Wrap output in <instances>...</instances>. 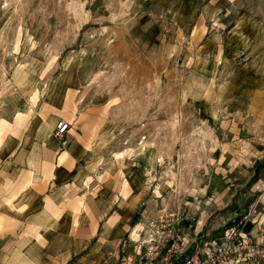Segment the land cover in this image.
<instances>
[{"label":"rangeland","instance_id":"obj_1","mask_svg":"<svg viewBox=\"0 0 264 264\" xmlns=\"http://www.w3.org/2000/svg\"><path fill=\"white\" fill-rule=\"evenodd\" d=\"M212 1L227 16L221 31L211 32L219 34L224 55L215 75L205 76L214 81L205 93L195 69L177 59L192 35L185 28L188 14ZM19 68L30 75L34 90L17 106L10 93L17 88ZM76 78L82 89L70 87L76 93L68 95V87L65 94L73 101L80 94V109L90 102L85 100L89 92L105 98L107 150L114 159L135 161L132 168L146 183L136 218L141 223L133 240L136 255L146 221L166 211L181 214L179 228L187 236L182 223L195 232L200 220V240H209L259 203L264 194V0H0V117L9 120L8 128H15L20 111L30 121L39 100L41 105L51 101L62 94L63 83ZM31 94L36 97L32 112L25 104ZM122 254L108 264H137Z\"/></svg>","mask_w":264,"mask_h":264},{"label":"crops","instance_id":"obj_2","mask_svg":"<svg viewBox=\"0 0 264 264\" xmlns=\"http://www.w3.org/2000/svg\"><path fill=\"white\" fill-rule=\"evenodd\" d=\"M218 3H207L192 17L188 14L191 22L185 28L192 35L183 59L179 55L200 76L201 86L223 62L219 34H211L215 28L221 31L227 16ZM78 85V78L63 83L61 95L42 105L39 100L30 121L24 117L0 133L15 135L3 147L0 143V264H108L124 252L128 260L139 258L133 240L141 227L136 218L146 183L133 170L135 161L114 159L107 150L105 98L89 92L85 100L90 102L80 109V94L74 101L65 94ZM44 106H50L49 112ZM41 112L46 119L53 115L54 121H69L71 128L57 136ZM107 164L116 167L108 171ZM258 202L243 220L244 232L253 239L264 236V194ZM197 221L195 232L187 231V221L182 229L200 239Z\"/></svg>","mask_w":264,"mask_h":264},{"label":"built area","instance_id":"obj_3","mask_svg":"<svg viewBox=\"0 0 264 264\" xmlns=\"http://www.w3.org/2000/svg\"><path fill=\"white\" fill-rule=\"evenodd\" d=\"M70 128L71 123L62 119L57 123L56 135L62 137ZM149 220L140 240L142 250L137 264H264V236L253 239L243 231V220L209 240L184 234L177 211H166L156 220Z\"/></svg>","mask_w":264,"mask_h":264},{"label":"bare ground","instance_id":"obj_4","mask_svg":"<svg viewBox=\"0 0 264 264\" xmlns=\"http://www.w3.org/2000/svg\"><path fill=\"white\" fill-rule=\"evenodd\" d=\"M14 80H15L14 83L17 86V88L11 91V93H10V99L12 100V102L15 105L19 106L20 103H22L23 98L25 97V95H27L26 93H28V91L30 89H32L33 86H32V82H31L30 75L26 72V70H23L22 68H19L17 70ZM198 83H200L199 80H198ZM213 84H214V81L211 78L208 83H206V84H204V85L201 86V89H203L205 91V93H209L210 92V88H211V86ZM11 85H12L11 82H8L6 86L7 87H10ZM58 88H59V83L55 86V89H54L55 92L58 91ZM33 90L34 89H32L31 91H33ZM74 93H75L74 90L69 87V89H68V95H73ZM33 97H34L33 94L28 95L27 96V100L25 102V104H27V106H29L28 109H29L30 112L33 111L34 105H35V101L34 100H36V97L35 98H33ZM43 109L48 110V112H49L50 106H47V107L44 106ZM73 109H74V107H73ZM45 113L46 112H41L40 114H41L42 118L44 119L45 123L48 126H50V127H52L54 129V127L57 126L58 121H54V117L53 116L49 117V119H46L45 118V116H46ZM15 116H16L15 117V122L16 123H19L20 120L23 119L24 117H28L25 114H23V112H21V111L18 112V114L15 115ZM8 125H9L8 119L5 118V117H3V116H1L0 117V133H2L3 130L7 129ZM7 134H6V137H7ZM6 137L2 141L1 147H3V144L6 142ZM1 147H0V149H1ZM112 168H113L112 165H110V166L107 167V170L108 171H112Z\"/></svg>","mask_w":264,"mask_h":264}]
</instances>
